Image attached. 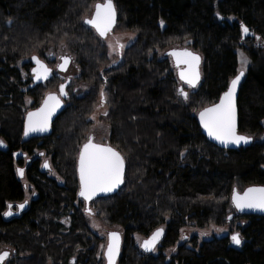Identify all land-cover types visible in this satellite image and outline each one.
Segmentation results:
<instances>
[{
  "label": "trees",
  "instance_id": "obj_1",
  "mask_svg": "<svg viewBox=\"0 0 264 264\" xmlns=\"http://www.w3.org/2000/svg\"><path fill=\"white\" fill-rule=\"evenodd\" d=\"M98 1L0 0V248H11L14 256L7 264H102L100 240L84 220L76 171L102 89L107 115L100 119L109 128L108 144L124 157V182L88 209L121 229L117 264H264V217L237 216L230 205L235 185H264V141L222 150L208 142L196 120L236 75L241 48L249 66L237 99L238 131H264V0H113L115 27L136 35L114 63L83 22ZM241 25L251 37H243ZM175 44L202 56L201 81L195 89L186 86L188 100L178 94L170 58L157 54ZM61 45L78 66L76 79L89 90L76 98L67 93L51 132L23 141L25 113L60 84L52 75L31 85V74H22L18 63L30 68L32 56L47 62V54ZM25 97L34 106L26 108ZM36 151L50 156L49 169L58 180L42 171ZM27 157L34 159L25 178L37 198L20 216L4 220L6 205L24 198L15 169ZM238 219L244 221L236 229L238 246L228 236L212 238L179 245L166 258L162 252L143 253L133 240L163 225L164 250L188 222L208 228Z\"/></svg>",
  "mask_w": 264,
  "mask_h": 264
},
{
  "label": "snow or ice",
  "instance_id": "obj_2",
  "mask_svg": "<svg viewBox=\"0 0 264 264\" xmlns=\"http://www.w3.org/2000/svg\"><path fill=\"white\" fill-rule=\"evenodd\" d=\"M117 10L113 0H104L103 3L95 5V12L90 19H85L83 22L91 25L101 38H104L113 28L116 23ZM163 24V21H161ZM242 33L247 35L249 29L241 25ZM257 39H260L259 37ZM111 47V46H110ZM124 45L117 44L118 49H123ZM169 55L176 58L177 66L181 64L186 67L179 72L180 80L183 81L189 88L195 89L200 81L199 64L200 57L187 50L173 51ZM63 63L59 65L61 70H65L70 62L68 57H61ZM32 60L37 65L32 71L37 80L46 79L49 74V69L35 56ZM248 63L244 58L242 67L239 73L231 80L230 85L219 99V103L213 104L211 107H206L199 112L201 126L207 131L208 135L219 141L221 144H247L251 138L242 136L237 133V110H236V89L241 77L244 76L243 67ZM64 85L60 86V96H64ZM178 94L185 100H188L189 93L183 89H178ZM101 105L105 102V93L103 89L100 93ZM61 100L58 96L50 94L44 101L41 108L35 112H28L24 125V134L27 136L32 132L47 131L50 125L52 116L56 110L60 108ZM107 115V113H105ZM94 118V117H93ZM3 142L0 141V145ZM43 155V154H41ZM183 155V154H182ZM44 167H49L47 163ZM125 160L121 153L108 145L96 144L93 138L89 137L79 152V193L85 201L91 200L100 193H110L117 189L124 182ZM20 176H23L24 170L17 169ZM232 202L238 210L258 209L264 211V187L248 188L243 195L233 192ZM26 203V202H25ZM24 204L18 205L20 209L24 208ZM11 209V205L8 206ZM11 211L5 212V216L11 215ZM163 230L158 229L153 233L152 237L145 240L141 247L145 251H153L157 241L162 235ZM203 235V234H202ZM232 243L235 245L241 244L239 233L233 234L231 237ZM119 253V235L115 232L109 233V242L105 256L108 264H115V257ZM9 256L8 252L0 253V264H4Z\"/></svg>",
  "mask_w": 264,
  "mask_h": 264
},
{
  "label": "rangeland",
  "instance_id": "obj_3",
  "mask_svg": "<svg viewBox=\"0 0 264 264\" xmlns=\"http://www.w3.org/2000/svg\"><path fill=\"white\" fill-rule=\"evenodd\" d=\"M103 2H104V0H100L97 3H103ZM135 39H136V35L134 33L121 31V30L117 29L116 27H114L110 33H108L104 38H100L99 40H100V43L105 46L106 54L108 56L109 62L114 63L118 59V56L120 54H122L124 52V50L127 47H129L135 41ZM117 44L124 45L123 49H118ZM259 44H260L259 41L257 43V40H254L253 45H259ZM171 48H189V49H191L186 44H175V45L171 46ZM164 51H159L157 53L158 56L163 57L164 53H165ZM236 55H237V72H236V74L241 70L242 61L244 58H246L248 63L246 65H244V67H243L244 73L246 75V70L249 66L248 56L245 54V52L241 48L236 50ZM61 57H68L72 63V67L70 68V71L67 74H61V73L56 71V66L62 60ZM42 61L45 62L44 59ZM23 62L21 61L20 63H18L19 68L21 69L22 74L29 75L31 67L29 68V66H28V68H26V69L22 68ZM24 63H26V62H24ZM45 63L48 65L49 68H52L53 75L56 78V81L58 84H62L66 81L68 82L67 93H68L69 98L80 97V96L84 95L89 90V86L86 83L80 82L76 79V77L78 75V66L75 64L73 57L68 52L66 47L61 45L60 47H58L55 50V52L47 54V62H45ZM171 70L173 72V75L176 77V70H175V68H173V66H172ZM30 77H31V75H30ZM178 86H180L179 89H183L184 91L187 92L186 86L184 87V85H183V87H182L180 83ZM67 101H66V103H67ZM24 103H25L26 108H31L32 106H34V100L31 97H25ZM30 110H32V109H30ZM105 111H106V109L102 105L97 106L94 113L90 117V120L92 121V125L90 126V128H89V130H88V132L84 138L85 141L89 137H92L93 141L96 143H99V144H108L109 143L108 125L100 119V116L103 113H105ZM261 124L264 128V119L262 120ZM244 134L247 136H251L253 138V141H256V142L264 141V131L260 132L259 134H252V133H248V132H246ZM38 154H39L38 151H36L34 153L35 156H38ZM35 156H33V157H35ZM33 157H31V159ZM46 161L50 162V156H48V155L42 156L41 161H40V165L42 166L43 162H46ZM23 162H24V160H23ZM22 167H23V163H22V166L20 168H22ZM47 175L58 180L57 176L55 175V173L52 170H50ZM21 183L26 185L25 198L28 201H30L32 199V194L35 193V191L29 185V183H27L26 178H23L21 180ZM234 188H236L238 191H241L244 187H239V186L235 185ZM84 220H85L86 226L88 227L90 232L92 234L96 235V237H98L100 240V242L97 246L98 259L100 258V260L102 261L101 263L105 264L104 251H105V248L107 245L108 234L112 233V232H117L120 234V236L122 238V231L116 225H108V224L104 223L100 218H98L96 216L95 213H93V214L85 213L84 214ZM243 222H244L243 220L238 219V220L232 221L231 223H225L224 225H220V226L211 225L208 228H199V227L195 226L193 223L188 222L184 227H182L180 229L179 238L173 246L163 250V249H160L161 244H159L155 248V250L152 252V255H157L159 252H162L166 256V258H169L173 254H175L177 247L179 245H182V244H185L187 247H190V246H193V244L195 242L196 246H198L203 241H206V240H209L212 238L225 237V236H228L231 240V237L233 234L239 233L236 229L238 226H242ZM161 227L164 228L163 225ZM145 238L146 237L143 235L135 234L134 239H133L135 245L138 248H140V244H141L142 240ZM5 250L10 251V256L4 262V264H7V262L9 263L10 260L14 256H13V252H12L11 248L1 247L0 253L5 251Z\"/></svg>",
  "mask_w": 264,
  "mask_h": 264
},
{
  "label": "water",
  "instance_id": "obj_4",
  "mask_svg": "<svg viewBox=\"0 0 264 264\" xmlns=\"http://www.w3.org/2000/svg\"><path fill=\"white\" fill-rule=\"evenodd\" d=\"M96 4H97V3H96ZM96 4H95V5H96ZM95 5H94L93 11H92L90 17H89V18H86V19H90L91 16L94 14V12H95ZM84 24H85V23H84ZM115 24H116V23H115ZM115 24H114L113 28L115 27ZM85 25H87V24H85ZM87 26L90 27V28H92V29L94 30V32L97 34V36L100 37L99 34L96 32V30H95L91 25H87ZM113 28H112V30H113ZM112 30H111V31H112ZM111 31H110V32H111ZM110 32H109V33H110ZM244 36H245V34H243V37H244ZM247 36H248V37H251V36H252V33H248ZM100 38H101V37H100ZM184 50H187V51H189V52H192V53H194V54H196V55H198V56L200 57L199 72H200V81H201V77H202V71H201V69H202V56L200 55V53H198V52H196V51H194V50H192V49H189V48H170V49H168V50L165 51L164 55H165L167 58H170V61H171V63H172V66H173V68H175V70H176V78H177L178 82H180V83H181L182 85H184V86H187L183 81L180 80V77H179V72H180L183 68H185L186 66L183 65V64H181L180 66H177L176 58L173 57V56H171V55H169V53H171V52H173V51H178V52H179V51H184ZM32 57H33V56H32ZM32 57L30 58V64L32 65V69H31V71H30V73H31V75H32V84H31V85L43 84V83H45L47 80H49V79L52 77V70H51V68L47 67V65H46L45 62H43L41 59H39L37 56H35V57H37V58H38V59H39V60H40V61H41V62H42V63H43V64H44L49 70H50V71H49V74H48V76H47L46 79H43V78H42V79L37 80V79L35 78V75H34L33 71H32L34 68L37 67V65H36L35 62L32 60ZM62 63H63V60H61V61L58 63V65L56 66V71L59 72V73H61V74H67V73L70 71V68L72 67V63H71V61H70V62L68 63V65L66 66V69H65V70H61V69L59 68V65L62 64ZM238 73H239V72H238ZM238 73H237V74H238ZM237 74H236V75H237ZM236 75H235V76H236ZM235 76H234L232 79H234ZM243 78H244V76L241 77V80H240L239 84L237 85V89H236V98H235V102H236V110H237V121H236V122H237V133H238L239 135H242V136H247V135H245V134H243V133H241V132L238 131V107H237V99H238L239 89H240V85H241V83H242V81H243ZM232 79H231V80H232ZM231 80H230V82H231ZM200 81H199V82H200ZM199 82H198V84H199ZM230 82H229V84H228V86H227V89H228V87H229V85H230ZM62 84L64 85L65 92L67 93L66 89H67V87H68V82L66 81V82H64V83H62ZM198 84H197V85H198ZM60 86H61V84L57 87V90H56V91H53V92H49V93H47V94L43 97V99H42V101L40 102V104H39L35 109L29 110V111H27V112L25 113L24 118H23V125H22V140H23V141H27V140L32 139V138H41V137L47 136V135L51 132V126H52L53 122L55 121V119H56V118L62 113V111L64 110V108H65V101L67 100V94L64 95V96H60ZM187 87H188V86H187ZM227 89H226L225 91H227ZM225 91H224V92H225ZM224 92H223V93H224ZM223 93H222V94H223ZM50 94H52V95H56V96H58V97L60 98V100H61V106H60V108H58V109L56 110L55 114L52 116L48 130H47V131H44V132H32V133H29V134L26 136V135L24 134V125H25V120H26V118H27V114H28V112H35L37 109L41 108L42 105H43V103H44V101H45V99H46ZM222 94H221V95H222ZM221 95H220V96H221ZM220 96H219V98L217 99V101L214 102L213 104L219 103ZM213 104H211V105H209V106H207V107H211ZM205 108H206V107H205ZM203 109H204V108H203ZM203 109H201V110H199V111L197 112V114H196V120H197V123H198V125H199V127H200V129H201V132H202L203 136L208 140L209 143L215 145L216 147H218V148H220V149H222V150H228V151L236 150V149L243 148V147H248V146H250V145L253 143V139H252L251 136H247V137H250V138H251L250 142L247 143V144H244V143H241V144H239V145L228 144L227 146L224 145V144H221L219 141H217V140L211 138V137L208 135L207 131H206V130L201 126V124H200L199 112L202 111ZM86 142H87V140H86V141L80 146L79 152H80L81 148L83 147V145H84ZM93 142H94V141H93ZM94 143H96V142H94ZM96 144H99V143H96ZM101 145H108V146L112 147V146L109 145V144H101ZM0 148H4V144L0 145ZM112 148H113V147H112ZM113 149H114V148H113ZM78 167H79V153H78V157H77V166H76L77 180H78V185H79V172H78ZM48 168H49V167L46 168V167H44V165H42V168H41V169H42V171H47ZM18 177L20 178L21 176L18 174ZM121 185H122V184H121ZM121 185H120L117 189H115L113 192H110V193H100V194H98L97 196L93 197V198H92L91 200H89V201H85V200L83 199V197H80L79 195H78V197H79L81 200H83V202H84V204H85V207H86V212H87V213H91V212L89 211V209H88V206H89V203H90L92 200L97 199V198H102V197H105V196H108V195H111V194L117 192V191L119 190V188L121 187ZM252 187H264V185H250V186H246V187H244L241 191H238L236 188H233V189H232V192H231V195H230V205H231V208L233 209L235 215H237V216H240V215H241V216H256V217H264V211H260V210H258V209H247V208H245L244 210L241 211V210H238V209L235 207V205L233 204V202H232V196H233V192H234V191H235L236 193L240 194V195H243V193H244L248 188H252ZM78 193H79V187H78ZM20 204H24V205H25L23 209H20V208L18 207V205H20ZM8 206H9V205H8ZM16 207H17V210H16L15 212H12L11 209H9V207L7 208V212H8V211H11V213H12V214L9 215V216H19L20 213H21L22 211H24V210L27 208V202H26V203H25V202H23V203H19V204H17ZM9 216H5V215H3V218H4V219H8ZM158 229H162L163 232H162V235L160 236L159 240L157 241V243H156V245H155V248H156V247L160 244V242L162 241V239H163V237H164V229H163L162 227L155 229V230H154V231H153L148 237H146L145 239L142 240L141 244H142L145 240L150 239V238L152 237L153 233H155ZM115 233H117V232H115ZM117 234L119 235V253H118V255L115 257V264H117V261H118L119 255H120V251H121V242H122V239H121L120 234H119V233H117ZM108 242H109V234H108L107 245H108ZM141 244H140V249H141V251H142L143 253H145V254H152V252L155 250V248H154L153 251H145V250L141 247ZM107 245H106V248H105L104 254H105V252H106V250H107ZM234 245H235V244H234ZM235 246H236V245H235ZM4 252H7V251H4ZM2 253H3V252H2ZM104 259H105V264H108L105 255H104Z\"/></svg>",
  "mask_w": 264,
  "mask_h": 264
},
{
  "label": "flooded vegetation",
  "instance_id": "obj_5",
  "mask_svg": "<svg viewBox=\"0 0 264 264\" xmlns=\"http://www.w3.org/2000/svg\"><path fill=\"white\" fill-rule=\"evenodd\" d=\"M47 65V64H46ZM47 67H48V65H47ZM31 69H32V65H31ZM31 69H30V71H31ZM51 70H52V68H51ZM31 74V73H30ZM52 75H53V70H52ZM31 78H32V75H31ZM67 89H68V87H67ZM67 89H66V91H67ZM88 140V139H87ZM39 157L41 158L42 157V155H40L39 154ZM34 158H30V157H27V158H25V160H24V162H23V170H24V174H23V176H21L20 178L18 177V175H17V177H18V179L21 181L23 178H25V171H26V167L29 165V163L33 160ZM45 163H47L48 164V161H46V162H43V164L42 165H44ZM49 165V164H48ZM21 167V165H17L16 166V172H17V169H22V168H20ZM41 168H42V166H41ZM50 169L48 168V171H49ZM17 174H18V172H17ZM22 186H23V189H24V198H23V200L22 201H20V202H14V203H8L7 205H6V209H5V211H4V213L5 212H7V208H8V205H11L12 207H11V211L12 212H15L16 210H17V204H19V203H23V202H27V208L29 207V205H30V203H31V201L32 200H34V199H36L37 198V193L35 192V193H33L32 194V199L30 200V201H28L26 198H25V188H26V185L25 184H22ZM26 208V209H27ZM25 209V210H26ZM23 212V211H22ZM21 212V213H22ZM4 213H3V215H4ZM21 213H20V215H21ZM19 215V216H20ZM14 217H18V216H9V218L8 219H10V218H14ZM4 219V218H3ZM8 219H4V220H8ZM5 251H7L8 253H9V256H10V251L9 250H5ZM4 252V251H3ZM2 253V252H1ZM8 256V257H9Z\"/></svg>",
  "mask_w": 264,
  "mask_h": 264
},
{
  "label": "bare ground",
  "instance_id": "obj_6",
  "mask_svg": "<svg viewBox=\"0 0 264 264\" xmlns=\"http://www.w3.org/2000/svg\"><path fill=\"white\" fill-rule=\"evenodd\" d=\"M244 77H245V74H244ZM244 79V78H243ZM244 134V133H243ZM253 139V138H252Z\"/></svg>",
  "mask_w": 264,
  "mask_h": 264
}]
</instances>
